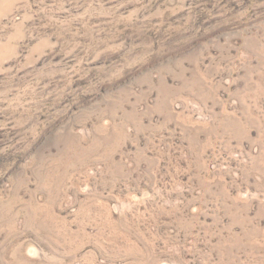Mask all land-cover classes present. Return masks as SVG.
I'll return each mask as SVG.
<instances>
[{
    "label": "rangeland",
    "instance_id": "374dc122",
    "mask_svg": "<svg viewBox=\"0 0 264 264\" xmlns=\"http://www.w3.org/2000/svg\"><path fill=\"white\" fill-rule=\"evenodd\" d=\"M0 264H264V0H0Z\"/></svg>",
    "mask_w": 264,
    "mask_h": 264
}]
</instances>
